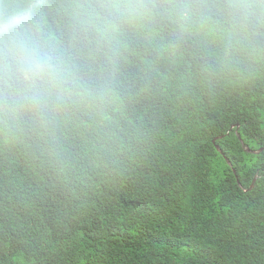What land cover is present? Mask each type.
<instances>
[{
	"label": "trees",
	"instance_id": "obj_1",
	"mask_svg": "<svg viewBox=\"0 0 264 264\" xmlns=\"http://www.w3.org/2000/svg\"><path fill=\"white\" fill-rule=\"evenodd\" d=\"M236 127L264 147V0H0V264H264Z\"/></svg>",
	"mask_w": 264,
	"mask_h": 264
},
{
	"label": "water",
	"instance_id": "obj_2",
	"mask_svg": "<svg viewBox=\"0 0 264 264\" xmlns=\"http://www.w3.org/2000/svg\"><path fill=\"white\" fill-rule=\"evenodd\" d=\"M232 128H234V125H232L231 129H232ZM235 133H236V136L238 137V139H239L241 145H243L245 151H247V152H249V153L256 154V153L261 152V151L264 149V147H263V148H259V149H255V150H254V149H250L249 147L245 146V143H244V141L241 139V136H240V133H239L237 127H236V131H235ZM216 148H217V150L223 155V157H225L224 153L220 150V148H219L218 145L216 146ZM225 160H226L227 164H228L230 167H232V164H231L230 160H229L227 157H225ZM233 172L235 173V170H234V169H233ZM259 177H260V176H259L258 174H256L255 177L253 178V181H252V183H251L250 188H249V189H246V190H250V189H252V188L254 187V184H255L257 178H259ZM238 184H239L240 187H242V185H241V183H240L239 181H238Z\"/></svg>",
	"mask_w": 264,
	"mask_h": 264
}]
</instances>
